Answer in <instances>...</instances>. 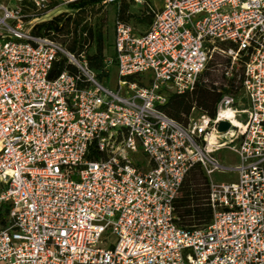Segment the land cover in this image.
<instances>
[{
	"label": "built area",
	"instance_id": "1",
	"mask_svg": "<svg viewBox=\"0 0 264 264\" xmlns=\"http://www.w3.org/2000/svg\"><path fill=\"white\" fill-rule=\"evenodd\" d=\"M86 1L0 0V264H264V0H128L153 20L115 19L103 78L88 33L80 53L64 43L90 27ZM198 84L221 95L215 116L183 127L164 109ZM196 165L212 218L189 232L174 203Z\"/></svg>",
	"mask_w": 264,
	"mask_h": 264
},
{
	"label": "trees",
	"instance_id": "2",
	"mask_svg": "<svg viewBox=\"0 0 264 264\" xmlns=\"http://www.w3.org/2000/svg\"><path fill=\"white\" fill-rule=\"evenodd\" d=\"M101 1L87 0L82 7H88ZM127 10V6L122 5L117 12L116 19L120 23L130 25ZM142 16L148 21L151 20L150 26L153 20V14L145 8ZM81 23L82 21L79 18L74 21L73 38L64 41L71 53L81 52L83 47L81 45L87 43L86 39L83 38L84 34L88 33L89 39L92 40L93 36L89 27L87 25L81 27ZM70 28L69 22L63 26L62 30L64 32L66 31L64 35L70 34ZM79 29L81 34L80 38L78 36ZM78 44H81L79 50L77 47ZM89 61L90 68L96 72L101 71L104 67L101 51L97 56L89 58ZM217 63H223V60L215 56L204 74V79L208 80L210 84L218 79L214 72V67ZM65 69L72 70L66 65L65 59H61L54 68V76L63 72ZM220 98L221 95L217 91L212 90L208 85L198 84L191 94L181 97H171L164 109V113L179 125L187 127L194 109L201 114H206L208 117L214 118L216 106ZM174 210L179 219V225L184 230L189 232L201 231L210 225L212 218L210 208V182L200 166H194L186 176L174 203Z\"/></svg>",
	"mask_w": 264,
	"mask_h": 264
},
{
	"label": "rangeland",
	"instance_id": "3",
	"mask_svg": "<svg viewBox=\"0 0 264 264\" xmlns=\"http://www.w3.org/2000/svg\"><path fill=\"white\" fill-rule=\"evenodd\" d=\"M119 4L105 6L103 4L90 6L86 9L85 15L90 19V27L89 30L92 34L91 46L87 52V56L89 58L97 56L100 51L102 52V57L104 60V67L101 71H94L96 76H100L99 78H103L106 76L105 74V61L111 60L113 56V24L117 16V12L119 8L123 5L127 6V12L129 16V24L130 26L139 34L147 31L150 21L146 20L142 16L141 6L136 4H128V0H119ZM151 7L155 10H159L162 8L164 0H146ZM111 78L107 79L106 82H102L103 85L110 89L114 90L115 84L117 81L116 72L111 69ZM101 74V75H100ZM218 161L220 164L225 167H235L238 164L237 157L230 152H223L218 156ZM215 182H228L233 181V178L230 176H216L213 178Z\"/></svg>",
	"mask_w": 264,
	"mask_h": 264
},
{
	"label": "water",
	"instance_id": "4",
	"mask_svg": "<svg viewBox=\"0 0 264 264\" xmlns=\"http://www.w3.org/2000/svg\"><path fill=\"white\" fill-rule=\"evenodd\" d=\"M229 129V126H228V124H221L220 125V132H226L227 130Z\"/></svg>",
	"mask_w": 264,
	"mask_h": 264
},
{
	"label": "bare ground",
	"instance_id": "5",
	"mask_svg": "<svg viewBox=\"0 0 264 264\" xmlns=\"http://www.w3.org/2000/svg\"><path fill=\"white\" fill-rule=\"evenodd\" d=\"M230 141V140H229Z\"/></svg>",
	"mask_w": 264,
	"mask_h": 264
}]
</instances>
